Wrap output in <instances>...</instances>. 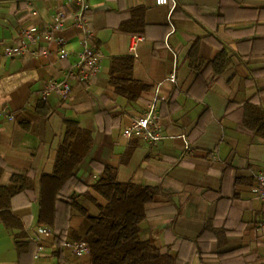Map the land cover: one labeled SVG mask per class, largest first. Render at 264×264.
<instances>
[{
	"label": "crops",
	"instance_id": "obj_1",
	"mask_svg": "<svg viewBox=\"0 0 264 264\" xmlns=\"http://www.w3.org/2000/svg\"><path fill=\"white\" fill-rule=\"evenodd\" d=\"M85 1L81 27L78 0H0V109L9 114L0 117V264H89V251L78 256L67 246L66 263H58L55 234L38 223L40 178L53 172L67 121L92 138L63 187L88 215L106 204L93 185L108 165L117 181L158 190L141 229L162 253L179 252L190 264H264V209L253 192L264 126L246 122L250 109L264 116V0ZM58 12L66 20L53 36L63 40L65 58L44 37L32 48L47 47V56L8 53L25 30L53 25ZM85 46L101 54L94 76L75 72L68 95L43 98L47 82L62 78ZM221 49L227 64L217 72ZM118 56L132 57V77L149 86L136 101L109 82ZM155 96L162 138L125 137ZM23 171L32 189L14 192L13 175ZM56 215L70 228L66 241L83 240L85 215L70 204Z\"/></svg>",
	"mask_w": 264,
	"mask_h": 264
},
{
	"label": "trees",
	"instance_id": "obj_2",
	"mask_svg": "<svg viewBox=\"0 0 264 264\" xmlns=\"http://www.w3.org/2000/svg\"><path fill=\"white\" fill-rule=\"evenodd\" d=\"M213 61L217 72H221L227 64L225 50H219ZM132 67V57L118 56L112 59L109 69L110 84L128 102L136 101L149 88L132 77ZM246 122L251 127L259 124L262 127L264 116L250 109ZM91 145L90 133L80 128L76 121H67L65 137L58 148L53 172L40 178L38 223L49 226L55 234L52 255L57 262L67 261L63 250L70 228L65 218L56 215V211L70 204L73 211L85 215L90 222L83 238L89 248V264H190V260L184 259L179 252L162 253L151 240L142 238L141 223L145 219V205L157 198L156 188L119 182L116 170L103 164L93 188L106 200V204L100 207L97 216L88 215L77 204L74 194L63 191L64 185L74 177L75 168L89 152ZM12 187L14 192L32 189L28 172L15 173Z\"/></svg>",
	"mask_w": 264,
	"mask_h": 264
},
{
	"label": "built area",
	"instance_id": "obj_3",
	"mask_svg": "<svg viewBox=\"0 0 264 264\" xmlns=\"http://www.w3.org/2000/svg\"><path fill=\"white\" fill-rule=\"evenodd\" d=\"M80 4V9L74 15V20L76 24L81 27L86 26V22L83 18L85 11L88 9V5L85 0H78ZM169 0H155L157 5H166ZM66 20V15L64 12H58L54 18V24L44 27L42 30L27 29L23 32L22 37L18 44L8 48V53L11 55H43L47 56L50 53V50L47 47H42L34 50L32 46L37 45L41 38L44 37L47 41L55 40L58 45V55L60 58H65L68 55V51L64 47L63 40L61 38H54L53 31L63 27ZM88 33V30H87ZM138 39V37H136ZM136 39V40H137ZM135 46V41L131 45V49ZM101 54L93 50L90 47H84V49L79 54L78 61L74 66L68 68L62 78L60 79H50L43 90L41 95L45 98L49 93L55 92L59 95L66 96L70 93L71 86L68 82L69 77L75 72L79 76L88 80L98 70L99 61ZM169 80L175 81V71L173 70L169 74ZM158 96L152 98L147 106L146 110L140 116H137L132 120L130 125L124 128L123 135L127 138L137 137L145 141L154 143L159 141L162 138V131L160 125V115L157 109V100ZM9 116V114L4 110L0 109V117ZM253 192L257 199L262 201L264 209V167L256 174V184L253 187ZM42 232H47V228H41ZM65 246L69 247L73 254L82 255L89 251L88 245L83 240L78 241H65ZM38 254H35L37 257Z\"/></svg>",
	"mask_w": 264,
	"mask_h": 264
}]
</instances>
